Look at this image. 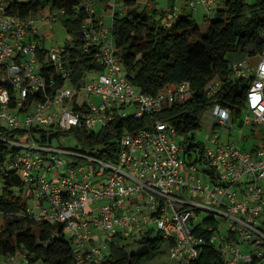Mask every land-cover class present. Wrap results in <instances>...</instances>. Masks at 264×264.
<instances>
[{
	"label": "built area",
	"instance_id": "1",
	"mask_svg": "<svg viewBox=\"0 0 264 264\" xmlns=\"http://www.w3.org/2000/svg\"><path fill=\"white\" fill-rule=\"evenodd\" d=\"M14 1L0 0V124L25 132L15 139L0 138L19 148L8 166L20 172L26 196L33 200H28L27 214L62 224L54 234L71 239L74 264H103L115 235L139 237L151 221L168 243V262L191 264L204 246L212 245L225 253L227 264H264V147L247 149L229 139L205 147L202 157L190 148L191 141L179 140L174 126L158 119L149 128L124 131L115 161L37 141L31 131L35 125L56 124L69 131L106 126L117 116L156 118L166 104L189 98L193 89L185 80L146 93L125 75L113 32L114 14L125 10L124 0H83L76 6L90 14L82 23L83 51L96 49L104 68L86 74L77 86L63 59L65 46L52 47L48 58L53 71L64 78L57 86L53 73L48 78L42 68L38 24L56 21L65 10L42 6L20 15L9 12ZM216 3L221 2L186 0L193 10L205 8L207 16ZM100 8L112 9L111 24ZM182 10L176 5L175 15ZM254 57L260 60L233 61L232 75L250 81L246 123L264 125V49ZM222 88L216 77L207 86L208 95ZM211 116L215 125H235L231 111L219 103ZM196 211L207 216L197 222ZM31 259L27 249L18 248L0 255V264H34Z\"/></svg>",
	"mask_w": 264,
	"mask_h": 264
},
{
	"label": "trees",
	"instance_id": "2",
	"mask_svg": "<svg viewBox=\"0 0 264 264\" xmlns=\"http://www.w3.org/2000/svg\"><path fill=\"white\" fill-rule=\"evenodd\" d=\"M81 1L15 0L9 9V12L20 15L36 12L42 6L65 10L63 23L70 38L63 44V59L70 67L72 80L77 86L84 81L86 74L104 68L94 55L96 49L83 51L82 23L90 14L85 9L76 8ZM124 1L125 10L114 14L113 32L125 75L139 90L151 94L159 93L168 85L190 80L191 96L171 105L166 104L156 118L148 115L117 116L106 126L92 129L77 126L69 131H62L56 124L35 125L31 129L35 139L45 144L97 153L115 161L124 131L149 128L158 119L174 126L178 138L190 139V148L203 157L204 144L192 140L194 135L191 134L201 127L205 112L219 103L228 108L236 120L245 110L250 81L233 77L232 62L235 59H231L230 55L253 57L263 51L264 0H224L212 15H205L211 20L207 31L202 30L193 12L175 15V6L170 10H151L148 6L140 9L138 0ZM172 14L176 16L175 20L171 18ZM48 50L43 37L39 50L42 68L48 78L53 73L58 86L64 78L53 71ZM216 77L223 81V88L218 94L209 96L207 86ZM24 132V129L10 130L0 124V136L5 139L19 138ZM258 147H264V142L253 149ZM17 149L0 138V210L6 218V223L0 228V255L25 248L34 264L39 261L43 264H74L71 239L54 234L61 230L62 224L38 221L27 214L29 198L23 194L25 182L18 170L8 166L11 155ZM128 239L137 243V248L131 249ZM128 239L115 235L109 243L108 260L103 264H146L158 253H168V247L165 251L163 249L167 241L161 231L155 234L154 227L139 237ZM161 264L173 263L166 260ZM191 264L227 263L222 250L207 245ZM252 264L260 263L256 260Z\"/></svg>",
	"mask_w": 264,
	"mask_h": 264
},
{
	"label": "rangeland",
	"instance_id": "3",
	"mask_svg": "<svg viewBox=\"0 0 264 264\" xmlns=\"http://www.w3.org/2000/svg\"><path fill=\"white\" fill-rule=\"evenodd\" d=\"M252 1V0H248ZM217 2H224V0H217ZM219 3H216V6ZM138 5L140 9L148 6L151 10L152 8H158L159 10H170L173 6L187 7V11H178L179 13H187L193 12L195 18L197 19L200 27L203 31H207L211 20L205 17L206 9L203 7L197 8L195 11L186 5V0H138ZM101 14L104 15L107 24H111L113 20L112 9L105 10L104 8H100ZM214 12V11H213ZM171 18L174 20L176 16L174 14L171 15ZM38 27L43 35L46 46L50 49L55 46L63 45L69 38L70 34L68 33L66 27L63 23V13L59 14V18L56 21H43L38 24ZM247 56L244 54L239 55H230L231 59H242ZM259 57H252L253 62H258ZM212 107L209 108L203 117L201 122V127L198 130H195L191 135H194L192 140L196 142H202L205 147H214L217 142H227L229 139L238 143L240 146L245 147L247 149H253L256 145L264 142V125L257 122H249L246 123L247 119V111L244 110L242 115L238 117L235 121L234 126L230 125H219L214 124L212 116H211ZM6 124L7 122L4 121ZM243 130V133L241 132ZM185 137H180L179 140H184ZM190 141V139H189ZM262 184L264 186V179L262 180ZM1 190V186H0ZM28 193L27 188H24L23 194L26 196ZM30 202L33 200L30 198ZM207 216L206 211H196L195 217L196 221H202L204 217ZM6 223L5 216L0 213V228ZM151 227L155 228V234L158 233V228L156 224L151 221ZM222 232L228 233V229L225 225L222 226ZM95 234H99V231H95ZM128 242L131 243V249L137 248V243H132V239H128ZM167 243L165 242L163 245L164 251L167 249ZM168 253L161 252L158 253L153 259L149 260L146 264H161L166 261V256ZM176 264V262H172Z\"/></svg>",
	"mask_w": 264,
	"mask_h": 264
},
{
	"label": "crops",
	"instance_id": "4",
	"mask_svg": "<svg viewBox=\"0 0 264 264\" xmlns=\"http://www.w3.org/2000/svg\"><path fill=\"white\" fill-rule=\"evenodd\" d=\"M99 3V6H100V2H98ZM187 7H183V10L182 11H187V9H186ZM100 11V10H99ZM195 11V10H194ZM100 13H101V11H100ZM102 16H104V15H102ZM105 19V18H104ZM106 20V19H105ZM100 234V233H99ZM99 234H96V235H99ZM97 243V242H96ZM35 264H43V262L42 261H39V262H37V263H35Z\"/></svg>",
	"mask_w": 264,
	"mask_h": 264
}]
</instances>
